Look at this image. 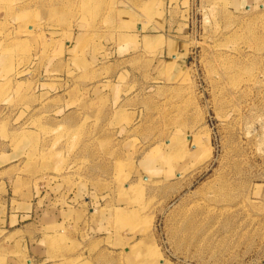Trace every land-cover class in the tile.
Instances as JSON below:
<instances>
[{"label":"rangeland","instance_id":"obj_1","mask_svg":"<svg viewBox=\"0 0 264 264\" xmlns=\"http://www.w3.org/2000/svg\"><path fill=\"white\" fill-rule=\"evenodd\" d=\"M112 5L0 0V264H264V0H157L174 67Z\"/></svg>","mask_w":264,"mask_h":264},{"label":"crops","instance_id":"obj_2","mask_svg":"<svg viewBox=\"0 0 264 264\" xmlns=\"http://www.w3.org/2000/svg\"><path fill=\"white\" fill-rule=\"evenodd\" d=\"M109 3H112L111 12L112 14L108 15L109 20H111V27L120 31L117 37H122L121 40H128L132 44H123L121 51H128V48L125 47H134L135 43L133 39H138V48L136 51H132L133 54L138 55V61L140 56H147V62L158 61V66L162 67L165 63H168L174 67L175 64H178L182 61L181 54L176 52L177 44L180 42L171 38L168 34L165 33L164 23L161 20L159 15L160 12L151 10L150 6L156 4L157 0H107ZM86 28H81V32L77 35L78 41L81 43L86 36H88L89 26L85 23ZM87 29V30H86ZM78 28H75L72 32H75ZM33 31V30H31ZM99 26L96 19V22L91 24L90 36H98ZM61 33H59L60 35ZM93 39V38H91ZM60 42L63 48L72 50L78 47L75 45L71 48V43L65 39L60 38ZM92 48L95 46V41L91 42ZM125 46V47H124ZM97 48L99 46L97 45ZM93 50V49H92ZM107 51V50H105ZM146 51L148 53H146ZM166 54L167 61L161 59L157 60V57L161 53ZM163 53V54H164ZM137 58V56H135ZM164 62V63H163ZM116 97V96H115ZM121 99V98H120ZM25 216H20L22 219ZM13 216L9 217L11 222ZM24 220V219H23ZM25 221V220H24ZM11 227V226H9ZM13 232H18L15 230Z\"/></svg>","mask_w":264,"mask_h":264},{"label":"bare ground","instance_id":"obj_3","mask_svg":"<svg viewBox=\"0 0 264 264\" xmlns=\"http://www.w3.org/2000/svg\"><path fill=\"white\" fill-rule=\"evenodd\" d=\"M212 210V209H211Z\"/></svg>","mask_w":264,"mask_h":264}]
</instances>
